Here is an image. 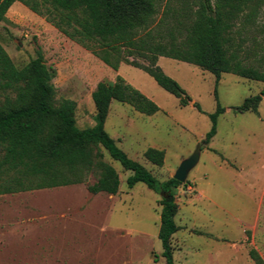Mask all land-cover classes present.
Here are the masks:
<instances>
[{"label":"rangeland","instance_id":"1","mask_svg":"<svg viewBox=\"0 0 264 264\" xmlns=\"http://www.w3.org/2000/svg\"><path fill=\"white\" fill-rule=\"evenodd\" d=\"M232 34L241 41L244 59L259 66L264 0L253 20H238ZM0 43L18 66L42 50L56 70V100L76 101L80 128L95 124L92 91L98 82L113 83L117 74L153 99L160 109L150 115L113 100L105 128L160 180L173 177L201 147L197 163L174 191L179 228L171 244L176 264H256L249 255L253 247L264 258V96L257 113L234 109L260 93L263 81L222 74L217 92L225 111L217 133L204 144L212 126L209 114L217 107L216 76L210 71L159 57L158 64L201 110L192 103L182 105L145 70L127 63L114 70L19 1L0 21ZM149 147L165 151L162 165L146 158ZM104 155L120 174L115 194L91 193L87 186L96 180L94 174L82 183L0 194V264H166L159 238L164 194L143 182L129 187L130 171L106 150Z\"/></svg>","mask_w":264,"mask_h":264},{"label":"trees","instance_id":"2","mask_svg":"<svg viewBox=\"0 0 264 264\" xmlns=\"http://www.w3.org/2000/svg\"><path fill=\"white\" fill-rule=\"evenodd\" d=\"M16 1L45 16L62 33L83 45L114 70L127 63L145 70L182 105L198 102L158 64L160 56L186 61L216 76V110L209 114L212 126L202 142L209 144L217 133L219 116L225 111L218 99L217 85L223 73H233L264 82V53L259 66L242 56L241 41L233 36L236 22L251 21L263 0H0V21ZM245 52V55H249ZM56 70L37 50L23 66L15 64L0 43V194L51 188L96 180L88 184L91 193L119 191L121 178L116 167L105 160L104 150L129 170L127 184L145 183L161 200L159 238L166 264H176L171 244L178 230L175 189L183 182L174 176L160 180L145 165L130 157L108 133L105 122L113 100L131 104L145 114L159 111V105L117 74L113 83L98 82L92 91L95 124L80 128L71 98L55 97ZM264 96L245 98L234 109L258 112ZM147 159L162 165L165 151L149 147ZM256 264L264 258L256 248L249 250Z\"/></svg>","mask_w":264,"mask_h":264},{"label":"water","instance_id":"3","mask_svg":"<svg viewBox=\"0 0 264 264\" xmlns=\"http://www.w3.org/2000/svg\"><path fill=\"white\" fill-rule=\"evenodd\" d=\"M201 147L198 146L196 151L189 156L188 158H185L181 164L179 165L174 177L180 181H184L191 170V168L197 163L199 158ZM164 196L167 198L168 201L172 200V196H170L169 192H163Z\"/></svg>","mask_w":264,"mask_h":264}]
</instances>
